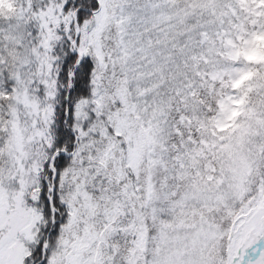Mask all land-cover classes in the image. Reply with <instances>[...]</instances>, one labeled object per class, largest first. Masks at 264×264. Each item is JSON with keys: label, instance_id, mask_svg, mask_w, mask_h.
Segmentation results:
<instances>
[{"label": "snow or ice", "instance_id": "snow-or-ice-1", "mask_svg": "<svg viewBox=\"0 0 264 264\" xmlns=\"http://www.w3.org/2000/svg\"><path fill=\"white\" fill-rule=\"evenodd\" d=\"M0 264H264V0H0Z\"/></svg>", "mask_w": 264, "mask_h": 264}]
</instances>
